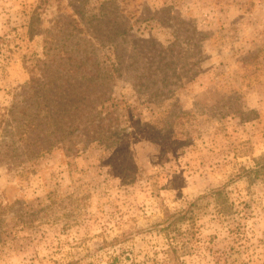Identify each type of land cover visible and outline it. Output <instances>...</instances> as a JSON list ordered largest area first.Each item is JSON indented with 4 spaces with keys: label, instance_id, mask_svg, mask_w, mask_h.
Listing matches in <instances>:
<instances>
[{
    "label": "rangeland",
    "instance_id": "obj_1",
    "mask_svg": "<svg viewBox=\"0 0 264 264\" xmlns=\"http://www.w3.org/2000/svg\"><path fill=\"white\" fill-rule=\"evenodd\" d=\"M76 57L120 134L25 143ZM0 264H264V0H0Z\"/></svg>",
    "mask_w": 264,
    "mask_h": 264
},
{
    "label": "trees",
    "instance_id": "obj_2",
    "mask_svg": "<svg viewBox=\"0 0 264 264\" xmlns=\"http://www.w3.org/2000/svg\"><path fill=\"white\" fill-rule=\"evenodd\" d=\"M84 61L85 58H72L68 63L59 64L55 76L48 77L49 74H53V71L50 70L46 77L35 78L31 90L36 91V94H34V101L27 106V108L31 107V110L28 112L29 116L26 117L22 131L25 143L41 145L40 137L47 135L45 140L49 142V148L68 146L71 141L69 150L73 151V146H84L83 140L82 144L73 140L74 136H84L82 134L84 129L94 132L93 136H87L91 142L99 140L103 145H109L110 143L107 141L120 134L118 129L108 128L104 122L97 121L100 116L97 118L96 114L102 113V111H98V108L103 107L104 102L100 104L93 101V109L97 111L95 113L90 110L92 98L86 93V85L90 84V86L96 87L97 79L101 77V71L94 70L91 73V70L82 69L83 72H76L78 69L84 68ZM88 72L92 77L86 76ZM64 74L67 75L64 76ZM89 79L91 81H87ZM215 191L221 193V189H213L211 192ZM191 212V207L184 209L178 213L177 220L188 222L192 217ZM173 221L170 219L169 226ZM189 232L184 231V236H188Z\"/></svg>",
    "mask_w": 264,
    "mask_h": 264
}]
</instances>
